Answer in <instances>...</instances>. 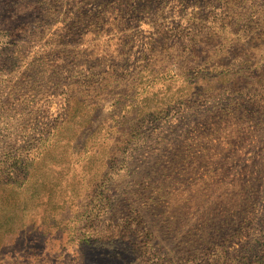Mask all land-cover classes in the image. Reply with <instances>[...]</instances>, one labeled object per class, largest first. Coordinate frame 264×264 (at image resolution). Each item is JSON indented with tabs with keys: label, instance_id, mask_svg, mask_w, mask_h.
I'll return each mask as SVG.
<instances>
[{
	"label": "rangeland",
	"instance_id": "rangeland-1",
	"mask_svg": "<svg viewBox=\"0 0 264 264\" xmlns=\"http://www.w3.org/2000/svg\"><path fill=\"white\" fill-rule=\"evenodd\" d=\"M0 264H264V0H0Z\"/></svg>",
	"mask_w": 264,
	"mask_h": 264
}]
</instances>
